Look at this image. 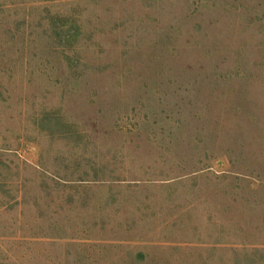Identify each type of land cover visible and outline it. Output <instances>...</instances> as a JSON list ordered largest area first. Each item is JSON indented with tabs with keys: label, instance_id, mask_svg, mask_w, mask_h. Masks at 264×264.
<instances>
[{
	"label": "rangeland",
	"instance_id": "1",
	"mask_svg": "<svg viewBox=\"0 0 264 264\" xmlns=\"http://www.w3.org/2000/svg\"><path fill=\"white\" fill-rule=\"evenodd\" d=\"M0 264H264V0H0Z\"/></svg>",
	"mask_w": 264,
	"mask_h": 264
}]
</instances>
